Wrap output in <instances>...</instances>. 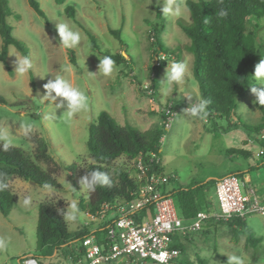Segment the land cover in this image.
<instances>
[{
  "label": "rangeland",
  "instance_id": "374dc122",
  "mask_svg": "<svg viewBox=\"0 0 264 264\" xmlns=\"http://www.w3.org/2000/svg\"><path fill=\"white\" fill-rule=\"evenodd\" d=\"M7 1L11 11L18 16H10L7 21L13 28V36L27 47L32 68L23 76L15 71L16 57L21 54L13 46L9 47L7 55L12 73H8L0 62V96L5 102H0V134H7L10 147L20 149L41 170L51 172L56 187H39L19 178L9 182L14 202L8 217L0 213V239L6 242V248L0 250V264H19L25 254L35 255L41 264H70L61 255L48 256L47 249L38 246V206L45 201L56 204L61 212H67L71 202L76 200L78 219L69 222L64 218L70 232L84 227L92 230L101 224L89 219L87 191L80 187L79 181L85 175L86 166L93 164L86 148L88 127L102 111L109 113L119 125L128 123L140 132L161 130L165 134L163 141L159 140V166L170 178L168 189L188 188L241 172L237 176L241 193L253 198L252 190L259 199L264 197L263 168L255 169L264 160V155L260 154L264 148L257 144L248 148L250 155L247 157L228 153L245 149L246 139L250 136L254 139L256 132L253 133V129L261 123V113L250 86L236 99L230 120L216 119L215 130L205 118L187 116L182 111L188 104L185 96L191 95L194 100L200 98L192 74L193 56L187 49L190 41L178 26L179 21L185 25L191 23L185 6L187 0H178L181 5L179 16L158 12L163 7L162 0H65L60 5L54 0H37L47 22L34 13L27 0ZM66 6L75 9L76 19L94 35L102 53L128 56L131 64L115 62L112 75H103L98 70L102 56L91 49L86 34L65 15ZM61 22L69 23L81 33L82 40L77 48L64 49L60 45L56 24ZM160 26L163 29L157 37L162 53L154 55L152 30L160 29ZM108 28L119 30L121 40L115 39ZM248 30L256 35L260 62L264 59V18L249 21ZM70 51L75 64L70 60ZM174 62L186 63L189 74L183 84L170 88L164 77L166 68ZM156 63L160 72L157 93L152 97L143 92V86L151 85L150 68ZM57 77L69 80L88 96L87 111L65 119L66 109L56 108L60 98L52 103L44 102V84ZM251 82V86L256 83L253 78ZM257 87L264 88V85ZM168 106L175 116L170 129L165 132L162 130V112ZM39 139L48 143V155L53 162L34 159V140ZM3 144L0 141V145ZM61 165L75 168V176L72 178ZM105 168L112 176L116 170L124 169L129 178L139 184L135 159L120 157ZM211 194L215 203L213 211L217 212L216 194ZM80 200L83 209L79 207ZM115 216V212H110L106 218L111 220ZM219 222L211 220L204 230L184 236L181 239L185 246L183 258L194 264H226L227 255L236 254L244 257L245 264H264V216L245 217L246 227L259 240L256 247L246 243L240 228L233 230Z\"/></svg>",
  "mask_w": 264,
  "mask_h": 264
},
{
  "label": "trees",
  "instance_id": "16d2710c",
  "mask_svg": "<svg viewBox=\"0 0 264 264\" xmlns=\"http://www.w3.org/2000/svg\"><path fill=\"white\" fill-rule=\"evenodd\" d=\"M54 2L60 5L65 0H54ZM27 3L36 15L47 22L37 0H27ZM185 6L189 12L191 23L185 25L179 21L178 26L190 41L187 49L193 56L192 74L197 81L200 98L210 101L207 109L208 115L205 119L212 124V129L215 130L217 129L216 119L230 120L234 115L236 99L251 86L252 74L255 65L259 63V57L256 35L253 31L248 30V22L264 18V0H187ZM160 11L158 9V12ZM221 11L226 12V15L220 16ZM64 13L86 34L91 49L98 52L102 59L107 56L117 64L123 63L127 66L131 64L132 60L128 56L124 58L122 54L111 56L102 53L94 35L76 19L73 7L66 6ZM10 16L18 18L9 8L8 1L0 0V62L11 74V68L7 62L9 47L13 46L21 56L28 58L29 52L27 47L13 36V28L7 21ZM162 29L160 26V29L154 28L152 30L151 37L154 41L151 44L154 55H157L158 52L162 53L161 44L157 37ZM108 31L115 39L121 40L119 30L108 28ZM70 58L71 62L75 64L72 51H70ZM150 69L153 75L151 88L154 91L153 96H155L160 71L155 64ZM30 73V81L34 86L33 74ZM143 92L145 91L143 90ZM0 102L5 103L1 96ZM255 104L261 113V123L254 127L253 133L264 127V106L258 105L256 101ZM161 135V130L140 132L128 123L119 125L105 111L99 113L96 121L88 127L86 148L93 164L86 166L84 176L90 171L99 170L108 174L113 183L111 187H97L95 191L87 192L86 207L90 214L98 211L103 203L112 205L113 212L117 206L136 200L139 184L131 180L124 169L116 170L112 176L105 168L112 161L120 157L135 159L141 155L143 162L151 170L162 173L159 166L160 161L148 164V154L158 150ZM34 142L36 143L34 159L44 163L53 162L48 155V143L43 139L34 140ZM254 142L260 148H264V140H254ZM231 152H236L243 157L250 155V152L244 149L232 150L228 153ZM262 153L264 154V151ZM61 166L72 178L75 176V168ZM257 168L264 169V160L255 166V169ZM232 174L239 177L241 172ZM14 178L32 182L39 187H56L51 172L41 170L20 149L9 146L5 150L3 145H0V183L7 185L4 190L0 191V213L5 218L8 217L14 202L13 192L9 186V182ZM217 181L209 180L188 188L168 189L165 185L162 192L172 197L178 216L184 222H188L194 218L199 210L213 211L215 203L212 202L211 193L214 192L215 194ZM81 202L82 200L79 201V207L83 209ZM61 213L58 206L52 202L45 201L39 204L36 223L38 246L46 248L48 256L54 253L68 259L71 264H83L85 257L84 237L90 234L100 237L104 234L108 223L102 222L95 230L84 227L81 230L70 232ZM152 214V207L147 206L135 213L134 218L141 224L150 219ZM210 221L205 225L209 224ZM219 223L220 225H228L233 230L235 227L240 228V234L245 237L248 245L256 247L259 244V240L246 227L245 218L233 217L228 221H220ZM205 225L200 230H204ZM183 237L176 236L173 238L171 247L177 248L180 255L171 264H194L183 258L185 253V246L181 241ZM147 264L156 263L147 262Z\"/></svg>",
  "mask_w": 264,
  "mask_h": 264
},
{
  "label": "built area",
  "instance_id": "2783aa9c",
  "mask_svg": "<svg viewBox=\"0 0 264 264\" xmlns=\"http://www.w3.org/2000/svg\"><path fill=\"white\" fill-rule=\"evenodd\" d=\"M143 90L153 97L151 85L143 86ZM162 115V130L167 132L175 113L168 106ZM161 137L162 142L165 134ZM254 140H264V127L256 132ZM158 154L159 148L156 152H150L148 164L159 162ZM135 160L139 179L136 200L117 206L113 211L116 216L111 220L105 221L113 210L112 205L108 203H103L94 214H87L91 221L107 222L108 225L100 237L93 234L84 237L83 264H171L180 255L177 248L171 247L174 237H183L199 231L210 220L228 221L233 217L245 218L253 214L264 216V201L259 202L243 195L238 177L228 174L216 183L217 212L199 210L192 220L184 222L177 214L172 197L162 192L170 178L151 170L143 162L141 155ZM147 206L152 207L153 214L150 219L140 224L135 220L134 214ZM21 263L39 264L37 259L30 255L25 256Z\"/></svg>",
  "mask_w": 264,
  "mask_h": 264
},
{
  "label": "clouds",
  "instance_id": "9594fccd",
  "mask_svg": "<svg viewBox=\"0 0 264 264\" xmlns=\"http://www.w3.org/2000/svg\"><path fill=\"white\" fill-rule=\"evenodd\" d=\"M163 7L161 12L165 15H181V5L178 0H162ZM220 16H225L226 12L221 11ZM56 32L59 37V43L64 49L77 48L82 40L81 33L78 30H74L67 22H61L56 24ZM87 58V57H86ZM85 58V61H86ZM164 60L167 61V58ZM84 61V64H85ZM86 67V64H85ZM32 68V63L26 56L16 57V69L15 71L21 76L27 74ZM98 70L105 76H110L115 71V62L110 57H104L99 60ZM189 74V67L183 62H174L170 68H166L165 77L168 85L175 86L181 85L185 82L186 77ZM253 79L256 81L255 84L250 86L251 92L256 97V103L264 106V88H258L257 85H264V59L255 65L254 73L252 74ZM45 94L42 99L45 101H56L60 98V102L56 104V108L64 107L66 109L65 119H71L76 114L87 111L89 108L88 96L78 87L74 86L72 82L62 77L55 79H48L47 83L44 84ZM184 98L187 99V107L182 111L185 115L204 119L208 115V104L210 101L204 98L194 100L191 95H187ZM0 141H3V147L5 150L8 149L11 141L7 134H0ZM80 187L87 192H93L97 187L112 186V179L109 178L108 174H105L99 170L90 171L86 176L82 177L79 181ZM7 187L6 184L0 183V191ZM27 204L28 201L26 200ZM79 209L77 207L76 200H73L69 206L67 212H62L65 220L74 222L78 219ZM6 248V242L0 239V250ZM226 264H245V259L242 255H227Z\"/></svg>",
  "mask_w": 264,
  "mask_h": 264
},
{
  "label": "crops",
  "instance_id": "0c3cea01",
  "mask_svg": "<svg viewBox=\"0 0 264 264\" xmlns=\"http://www.w3.org/2000/svg\"><path fill=\"white\" fill-rule=\"evenodd\" d=\"M256 145V143L254 142V139L252 138V136H250V137H248L247 139H246V141H245V144H244V150H246V151H249L250 152V150H248V148L250 149L251 147H253V146H255ZM247 148V149H246ZM262 150V149H261ZM261 150H259V151H261ZM264 155V154H263ZM257 169H259V168H257ZM256 169V170H257ZM262 171H263V173H262V175L264 176V169H262ZM229 174H232V173H229ZM250 193L252 194V196H253V198H255L257 201H261V202H263L264 201V197H262L261 199H259V197H257L256 196V194H255V192L254 191H252V190H250ZM259 201V202H260ZM108 219L106 218L105 219V221H107ZM97 228V226H95L92 230H95ZM33 256V257H35L36 259H37V257L35 256V255H33V254H25L23 257H25V256ZM37 261L39 262V264H40V261L37 259ZM70 263V262H69ZM19 264H22L20 261H19ZM71 264V263H70Z\"/></svg>",
  "mask_w": 264,
  "mask_h": 264
}]
</instances>
